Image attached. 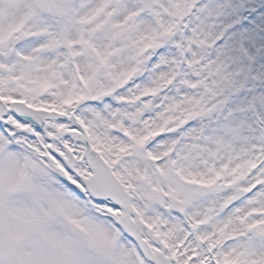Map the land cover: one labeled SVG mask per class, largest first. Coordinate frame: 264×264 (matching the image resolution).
I'll use <instances>...</instances> for the list:
<instances>
[{"label":"snow or ice","instance_id":"6c2138e0","mask_svg":"<svg viewBox=\"0 0 264 264\" xmlns=\"http://www.w3.org/2000/svg\"><path fill=\"white\" fill-rule=\"evenodd\" d=\"M0 264H264V0H0Z\"/></svg>","mask_w":264,"mask_h":264}]
</instances>
